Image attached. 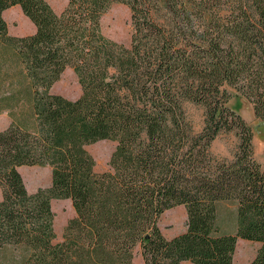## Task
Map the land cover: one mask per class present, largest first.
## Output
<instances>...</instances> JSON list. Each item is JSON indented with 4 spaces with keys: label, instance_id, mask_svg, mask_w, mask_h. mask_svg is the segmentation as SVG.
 <instances>
[{
    "label": "trees",
    "instance_id": "trees-1",
    "mask_svg": "<svg viewBox=\"0 0 264 264\" xmlns=\"http://www.w3.org/2000/svg\"><path fill=\"white\" fill-rule=\"evenodd\" d=\"M114 3L130 10L128 46L101 31ZM15 5L33 33H9ZM0 67L13 88L0 105L30 97L32 110L0 130L2 264H133L137 246L142 264H233L238 238L259 243L249 264H264V168L228 104L239 95L264 122V0H68L60 12L0 0ZM67 68L75 99L50 91ZM187 102L204 110L199 130ZM222 133L237 140L231 160L211 152ZM105 139L116 145L98 172L86 146ZM22 166H48L50 185L29 192ZM52 199L74 210L59 242ZM176 206L185 228L166 238L158 222Z\"/></svg>",
    "mask_w": 264,
    "mask_h": 264
},
{
    "label": "rangeland",
    "instance_id": "rangeland-1",
    "mask_svg": "<svg viewBox=\"0 0 264 264\" xmlns=\"http://www.w3.org/2000/svg\"><path fill=\"white\" fill-rule=\"evenodd\" d=\"M48 3L56 12H60L66 5L68 0H47ZM3 17L7 23L8 31L10 34L19 33L24 34L29 32L32 22L22 13L19 6H11L3 12ZM101 31L107 37L122 43L126 46L130 44L132 27L130 21V10L127 5L122 3H114L110 8L102 15L100 19ZM18 65L14 64L9 66V69H15ZM20 67V66H19ZM0 67V73H2ZM2 85V83L0 82ZM13 88L5 82L3 88H0V100L4 97H8L9 92ZM50 91L52 93L61 94L66 98L75 99L80 93V85L77 81V77L71 68H67L60 79L56 81ZM16 99L0 105V112L4 111L6 114L0 115V130L6 128L11 122H24L26 123L27 117L32 116V110L29 101L20 105L14 103ZM229 106L236 110L241 116L250 123L253 131V145L254 156L257 161L264 168V147H261L264 141V122H261L254 118L249 103L243 100L239 95H234L228 102ZM185 112L191 121L195 130H199L202 126L204 119V110L200 105L193 103H185ZM31 113V114H30ZM116 142L112 140H99L86 146L88 152L93 156L95 160V169L98 172L106 171L109 169L108 161L114 151ZM237 140L232 134L222 133L220 134L211 145V152L214 156L231 160L236 149ZM263 161V162H262ZM26 189L29 192L36 191L39 187H46L50 185L51 173L48 166H22L18 168ZM1 200V192H0ZM222 210L227 214L232 209V204L222 203ZM51 208L54 212V231L55 242L62 240V233L64 226L69 218L74 216V210L72 208L69 199H52ZM186 213L182 206H176L168 211H165L158 222V225L162 231V234L166 238H171L178 233L182 232L185 228ZM133 264H142L140 250L137 246L134 249ZM2 257L0 256V264H2Z\"/></svg>",
    "mask_w": 264,
    "mask_h": 264
},
{
    "label": "crops",
    "instance_id": "crops-1",
    "mask_svg": "<svg viewBox=\"0 0 264 264\" xmlns=\"http://www.w3.org/2000/svg\"><path fill=\"white\" fill-rule=\"evenodd\" d=\"M34 30H35V27L33 25L29 29V32H26L24 34L14 33L13 35L30 34V33H33ZM9 33H10V31H9ZM3 114H6V112H4V111L0 112V115H3ZM261 147H264V141H263V144H261ZM166 211H168V210H166ZM258 246H259V243H257V242L238 238L237 242H236L235 251L233 254V264H249L251 259L254 257L256 249L258 248ZM182 264H193V263H191L190 261H183Z\"/></svg>",
    "mask_w": 264,
    "mask_h": 264
}]
</instances>
